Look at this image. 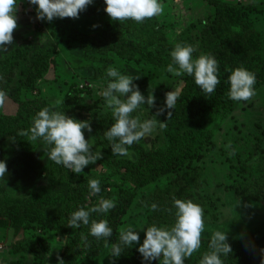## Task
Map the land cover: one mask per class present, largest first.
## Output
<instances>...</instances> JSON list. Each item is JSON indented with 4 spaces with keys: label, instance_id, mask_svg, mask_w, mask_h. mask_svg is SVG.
<instances>
[{
    "label": "trees",
    "instance_id": "1",
    "mask_svg": "<svg viewBox=\"0 0 264 264\" xmlns=\"http://www.w3.org/2000/svg\"><path fill=\"white\" fill-rule=\"evenodd\" d=\"M213 5L214 11L203 19L197 37V48L194 58L202 53L212 54L219 62V79L215 91L209 96L196 85L192 76L181 75L182 84L174 109H167L157 116L160 122H166L167 112L172 116L167 120V127L160 129L162 146L154 150H144L139 143L131 147L137 151L135 160L116 158L106 161L108 173L99 178L95 174H79L71 181H59L61 165L50 163L49 185L41 187L28 198L0 197V217L6 221L15 219L24 228L33 224H49L65 235V243L61 258L66 264H73L77 259L89 262L105 246V240H97L91 236L90 227L81 224L79 228H71L68 222L71 213L81 206L85 209L99 204L101 198L114 199L115 207L108 213H92L90 219H106L113 229L108 238L110 246L119 243L117 228L122 222V216L130 203L135 199L145 212L146 226L155 224L161 226L175 222L173 198L192 200L199 204L204 215L215 210L214 199L201 191L203 179L200 178V168L189 163L199 155V150L210 145L209 133L204 129L202 120L208 112L219 108H232L237 101L229 98V76L237 67H244L254 72L256 83L254 88L264 82V41L258 30L248 20V11H256L259 1L227 2L223 0H206ZM98 7L89 11L91 14L103 13L106 7L104 0H98ZM100 8V9H99ZM82 46L99 55L113 52L125 59L143 60L152 64H160L165 60L171 45L168 43L158 17L146 19L142 23L132 20L124 22L106 20L102 27L89 32H78ZM55 48L48 38L26 36L19 33L14 38L12 48L0 56V89L7 92V97L17 103L14 114H0V160L4 151V136L15 138L13 143L20 149H29L33 142L27 137L19 136L21 130L32 126L35 114L43 107H50L43 99L33 97L22 99L20 93L33 86L40 78L52 60ZM51 108V107H50ZM70 105L61 108L64 114L70 116L74 111ZM258 156L263 159L262 165H238L240 179L232 184L234 197L238 201L252 199L264 203V128L254 137V144L247 158ZM183 166L187 168L183 169ZM172 173L173 176L161 187H155L152 192H144L142 188L160 178ZM115 176V180L109 179ZM100 180V193L90 195L88 181ZM41 198L43 204L59 198L66 200L65 205L56 213L46 214L40 207L42 203L33 202ZM156 204L153 210L151 205ZM170 210V211H169ZM81 233L87 237V247L81 239ZM210 237L201 238V247L184 264H199L204 252L209 251ZM232 248L231 254L222 256L223 264H261L264 260V237H257L253 232L227 240ZM33 253L32 264H41L48 250V243L40 237L35 241L25 243ZM23 247V246H22ZM22 250L15 247V251ZM113 264H162L161 260L144 261L141 254L133 247L122 246V254L113 257Z\"/></svg>",
    "mask_w": 264,
    "mask_h": 264
},
{
    "label": "rangeland",
    "instance_id": "2",
    "mask_svg": "<svg viewBox=\"0 0 264 264\" xmlns=\"http://www.w3.org/2000/svg\"><path fill=\"white\" fill-rule=\"evenodd\" d=\"M97 1L92 0L79 14L78 19L56 18L48 22L36 19V5L29 4L28 0H18V27L13 32V43L7 46L6 51H0V56L12 48L14 38L19 33L29 37H46L54 45L55 50L47 69L34 81L30 89L20 93V97H37L48 102L50 107L57 101H62L59 109L74 106V111L69 117L90 122L92 131L89 133L86 129L82 130L85 139H91L93 143L90 151L100 150L102 153V159L86 166L81 174H95L102 178L109 171L106 161L116 158L135 160L138 155L132 147L129 149L132 153L130 157L113 155L110 142L104 136V131L115 122L111 109L106 108L104 99L98 95L111 80L107 76L108 67L114 66L121 73L140 77L133 83L145 97L151 91L155 97V106L143 104L132 115L139 116L141 121L152 119L161 103H165V93H178L182 84L181 76L166 71L167 65L172 63L171 51L176 43L190 44L197 48V37L203 19L214 11V7L206 0H161L164 12L157 17L171 49L164 61L152 64L143 60L121 58L113 52L99 55L82 46L78 32L89 33L102 27L106 20L111 21L105 11L100 14L89 12L98 7ZM252 1H259V4L256 11H248L247 17L264 41V0ZM255 93V96L246 102H236L232 108L221 107L203 117L202 123L209 133L210 145L199 150V155L192 159L189 165L200 168V178L203 179L201 191L214 199L216 208L212 214L204 215L205 231L202 237H211L215 230L226 231L227 240L236 239L247 232L264 237V203L252 199L238 201L232 191V184L240 179V163L255 167L262 165L263 161L256 155L247 158L255 135L264 128V82L255 88ZM17 107L16 102L6 97L4 104L0 106V114L12 115ZM3 143L1 160L6 163L7 173L3 180H0L1 198H28L41 187L49 185L51 160H48L42 144L33 142L31 148L20 149L7 134ZM139 144L144 150L161 147L159 127ZM61 167L59 181L69 182L77 176L62 165ZM172 176V173L162 175L142 190L152 192L155 187L165 185ZM109 179L115 180V176ZM33 202L42 203L40 209L46 214H51L61 209L66 200L59 198L43 204L41 198H36ZM144 221V209L140 204H136L134 199L122 216L117 233L119 234L120 229L125 226H133L138 232L139 242H134L132 247L138 249L143 243L148 227ZM173 224L174 222L166 223L159 227H171ZM37 237L48 243V250L41 264H57V256L61 258L66 239L63 233L49 224L35 223L31 228H24L15 219L6 221L0 217V264H32L33 253L25 243L35 241ZM15 247H21L22 250L15 251ZM113 261L108 244V247H102L93 261L79 258L73 264H113Z\"/></svg>",
    "mask_w": 264,
    "mask_h": 264
},
{
    "label": "clouds",
    "instance_id": "3",
    "mask_svg": "<svg viewBox=\"0 0 264 264\" xmlns=\"http://www.w3.org/2000/svg\"><path fill=\"white\" fill-rule=\"evenodd\" d=\"M28 3L36 5L37 20L51 22L56 18L78 19L79 14L92 3V0H28ZM104 3L106 5L104 11L116 22L132 20L142 23L164 12L161 0H104ZM17 11L18 0H0V51H6L7 46L13 43V32L18 27ZM195 51L190 44L176 43L170 53L172 63L167 65L166 71L175 76L183 74L192 76L196 85L210 96L220 83L219 62L214 55L206 53L194 58ZM107 76L111 80L98 95L104 99L106 108L111 109L115 122L104 131V136L110 142L113 155L130 157L132 155L130 147L145 137H150L157 127L165 129L172 112H167L166 122L156 119V116L165 112L164 107L158 108L152 119L141 121L139 116H133L132 113L143 104L155 106V97L151 91L145 97L133 83L140 77L121 73L117 67L109 66ZM228 79L230 99L246 102L255 96L254 72L242 66L237 67L231 71ZM6 97L7 92L0 89V106L4 104ZM177 99V92L165 93L166 108L174 109ZM61 104L62 101H57L51 108L48 106L41 108L35 114L32 126L27 130H21L18 135L27 137L29 141L39 142L44 146L42 148L43 151L46 150L48 160L79 175L86 166L102 159V153L100 150L90 151L93 143L91 139H85L82 130L86 129L90 133L92 131L90 122L65 115L58 107ZM6 173V163L0 160V180H3ZM88 187L90 195L100 193V180L90 179ZM173 206L176 210L175 222L171 227H158L153 224L146 228L143 243L137 249L144 261L162 258V264H184L186 258L200 249L202 234L205 231L203 208L192 200L176 198H173ZM114 207V199L104 198L99 200L98 205L88 209L81 206L71 213L68 226L71 228H79L81 224L89 226V234L97 240L104 239L105 247H108L107 240L112 236L113 229L106 219L94 220L90 217L92 213L106 214ZM151 207L153 210L157 209L156 204H152ZM81 239L87 247V237L83 233ZM134 242H139L136 229L131 225L121 228L119 243L111 245V256L119 257L122 254V246L130 248ZM208 248L209 251L203 253L199 264H223L221 257L232 252L227 242V232L213 231ZM57 264H64L59 256ZM261 264H264V260Z\"/></svg>",
    "mask_w": 264,
    "mask_h": 264
}]
</instances>
